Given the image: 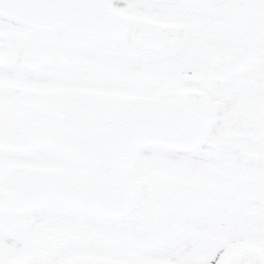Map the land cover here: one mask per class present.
I'll list each match as a JSON object with an SVG mask.
<instances>
[{"label":"snow or ice","instance_id":"1","mask_svg":"<svg viewBox=\"0 0 264 264\" xmlns=\"http://www.w3.org/2000/svg\"><path fill=\"white\" fill-rule=\"evenodd\" d=\"M0 264H264V0H0Z\"/></svg>","mask_w":264,"mask_h":264}]
</instances>
